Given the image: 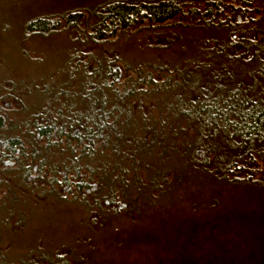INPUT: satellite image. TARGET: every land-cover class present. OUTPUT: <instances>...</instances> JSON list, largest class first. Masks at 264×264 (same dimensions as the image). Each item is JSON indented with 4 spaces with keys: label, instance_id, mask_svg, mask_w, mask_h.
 Wrapping results in <instances>:
<instances>
[{
    "label": "trees",
    "instance_id": "obj_1",
    "mask_svg": "<svg viewBox=\"0 0 264 264\" xmlns=\"http://www.w3.org/2000/svg\"><path fill=\"white\" fill-rule=\"evenodd\" d=\"M189 1L195 0L107 1L92 10L93 32L83 44L184 17ZM205 1L212 6L189 13L231 35L251 28L224 19L225 0L195 2ZM61 17L79 30L81 13ZM56 24L52 16L39 17L27 22V30L46 33ZM259 32L255 39L218 43L208 63L195 57L194 66H172L165 76L157 65L145 70L120 64L114 53H90L73 75L75 85L49 88L34 103L22 100L14 117L1 107L0 195L16 188L13 195L68 199L106 224L140 219L177 199L189 209L197 200L217 202L203 188L246 189L250 198H264V30ZM11 196L0 200L4 231L22 222ZM2 253L0 264H37L33 256ZM47 257L49 264H71L60 255Z\"/></svg>",
    "mask_w": 264,
    "mask_h": 264
},
{
    "label": "rangeland",
    "instance_id": "obj_2",
    "mask_svg": "<svg viewBox=\"0 0 264 264\" xmlns=\"http://www.w3.org/2000/svg\"><path fill=\"white\" fill-rule=\"evenodd\" d=\"M107 1L0 0V108L5 106L14 117L22 100L34 103L49 88L75 85L73 75L90 53H114L120 64H140L145 70L157 65L165 76L172 66H194L195 57L208 63L218 43L234 44L242 36L255 39L264 30V0H225V20L251 25L232 35L190 14L189 9L203 12L212 6L195 0L185 4L184 17L142 24L99 44H83L93 32L92 10ZM73 12L81 13L78 31L61 17ZM48 16L57 23L53 30H27L28 21ZM203 189L216 195L217 202L197 200L198 206L189 209L177 199L175 205L140 219L117 218L106 224L68 199L37 198L32 192L13 195L17 189L11 188L22 222L11 231L0 228V253L8 258L33 256L37 264H49L48 255H60L71 264H264V198H250L246 189ZM10 193L0 195V200Z\"/></svg>",
    "mask_w": 264,
    "mask_h": 264
}]
</instances>
